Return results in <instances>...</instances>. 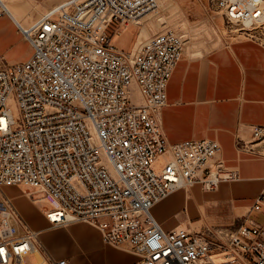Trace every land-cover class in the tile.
Returning <instances> with one entry per match:
<instances>
[{"label": "built area", "instance_id": "built-area-1", "mask_svg": "<svg viewBox=\"0 0 264 264\" xmlns=\"http://www.w3.org/2000/svg\"><path fill=\"white\" fill-rule=\"evenodd\" d=\"M213 3L248 38L264 25V0ZM159 9L160 0H63L18 26L32 52L0 66V264L70 263L47 251L41 230L4 193L14 185L48 203L52 227L94 225L105 243L137 256L129 264H264V220L253 216L264 214V186L233 228L168 230L153 212L181 187L216 190L240 178L219 159L217 139L171 143L162 128L174 70L195 57L188 36L164 27L139 32L127 50L114 43L129 22ZM249 136L236 135L244 150L264 142V125ZM162 155L168 160L156 170ZM37 248L43 258L27 262Z\"/></svg>", "mask_w": 264, "mask_h": 264}, {"label": "crops", "instance_id": "crops-1", "mask_svg": "<svg viewBox=\"0 0 264 264\" xmlns=\"http://www.w3.org/2000/svg\"><path fill=\"white\" fill-rule=\"evenodd\" d=\"M10 10L13 19L20 22ZM25 47L28 48L27 52L24 51ZM231 49L214 51L202 58L185 56L178 63L168 85V104L159 113L169 142L209 137L217 139L223 150L233 131L236 135L239 132L248 137L252 126L264 125L262 50L257 44L247 41L234 44ZM28 53L26 43L15 36L8 20L2 19L0 55L5 54L7 62L15 64L20 62L16 60H22ZM208 111L209 116L204 114ZM213 191L216 196L207 197L205 205L208 202L215 205L222 201L230 203L244 196L247 198L242 199L248 201L255 194L253 187L242 183L223 184ZM197 193L194 196L200 199L201 195ZM174 194L177 196L170 198ZM190 197L187 193L183 198L179 190L174 191L155 204V216L162 219L169 226L168 229H175L176 222L171 217L178 209L189 213L192 205ZM36 206L38 211L31 210L29 214L40 227L42 240L56 257L69 256L74 264H129L137 259L134 253L122 247L104 245L100 230L89 223L74 222L68 227L48 226L44 211Z\"/></svg>", "mask_w": 264, "mask_h": 264}, {"label": "rangeland", "instance_id": "rangeland-1", "mask_svg": "<svg viewBox=\"0 0 264 264\" xmlns=\"http://www.w3.org/2000/svg\"><path fill=\"white\" fill-rule=\"evenodd\" d=\"M5 1L20 20V23L23 24L22 26L28 27L41 15V13L63 0ZM2 19L8 20L10 26L14 30L15 36L23 40L29 47V53L27 56L22 60L15 61L21 62L31 55L32 47L21 32L17 23L8 15L7 12H4L0 16V21ZM164 27H171L181 33H185L188 36L187 38L190 39L188 46L190 45L194 47V56L198 58H202L204 55L213 53L214 51H232L231 47L234 44L246 41L257 44L261 48L264 58V25L261 28L251 32L253 35H255L254 38H248L244 34V31H242L243 33L240 31L239 26L228 23L224 13L217 5L213 3V0H160V9L154 19L150 18L148 21L142 24L135 21L129 22L127 27L123 29L122 33L114 37L113 40L118 47L127 50L128 46L131 44L133 45L139 32H141L142 35H148L149 32L153 33ZM27 49L28 48L25 47L24 51L27 52ZM0 56L2 61L0 66L12 65L7 62L5 54ZM204 114L207 116L210 115L209 111ZM241 136L245 138V135L242 134ZM247 136L250 137L249 135ZM256 143L257 142L254 141L250 144V146ZM254 147L255 148L253 149L255 150H244L240 145L237 144L236 134L235 131H233L229 143L224 145L223 150L219 155V159L224 160L227 169L237 170L240 176V180H226L223 181L220 186L223 184L242 183V185L254 188L255 194L253 198L251 200L244 201L242 198H247L246 196L242 198L237 197L230 203L222 201L215 205L208 202L207 205H205L208 198L216 196V194L213 193V190L203 189L200 183H195L194 186L181 187L178 189L179 192H181L183 198L187 193L190 194V204L192 205L190 206L189 213H184L182 212V209H178L177 213L172 215L171 220L176 222V228L206 231L208 228L213 229L221 226L233 228L242 221L243 215L246 213L249 206L253 203L254 199L264 186V156H262L258 151L264 147V142L259 145H255ZM167 160V155L160 156L155 161L154 168L156 170L160 169L165 165ZM3 190L6 195L11 197L30 224L33 227L41 230L38 224L34 222L35 220L31 218L29 213L31 210L38 211L36 204L39 206V208L45 209L49 207L48 203L46 201H42L35 204V202L25 192V188L22 186H5ZM195 192H198L197 194L200 193V199L194 196ZM177 194L172 195L170 198L176 197ZM253 216L258 220H264L263 213L254 212ZM157 219L161 222L165 229L169 228V226H167V224L164 223L162 219L159 217ZM36 222L39 223L37 220ZM48 226H51L49 221ZM92 226L95 227L94 225ZM95 228L98 229L97 227ZM39 240L41 244L47 249V251L51 253L42 240V232H40ZM103 243L104 245L110 246L104 241ZM122 248L128 251L127 247ZM68 258L70 260L69 256ZM26 261L29 263L34 262L35 256L30 255L26 257ZM72 261H70V264H74ZM90 264L93 263L90 262Z\"/></svg>", "mask_w": 264, "mask_h": 264}, {"label": "bare ground", "instance_id": "bare-ground-1", "mask_svg": "<svg viewBox=\"0 0 264 264\" xmlns=\"http://www.w3.org/2000/svg\"><path fill=\"white\" fill-rule=\"evenodd\" d=\"M0 3L2 4V5H4V6H6V10H7V13H8V15L13 19V15H12V12H11V10H10V8H9V6H8V4H7V2L5 1V0H0ZM14 20V19H13ZM15 21V20H14ZM16 22V21H15ZM17 23V25L19 26V27H21L23 24H21L20 22H16ZM226 177H228V176H226ZM194 185V184H193ZM192 185V186H193ZM178 190V189H177ZM34 256H35V258L37 259V260H41L42 258H43V255H42V253H41V251L37 248L36 249V251L34 252Z\"/></svg>", "mask_w": 264, "mask_h": 264}, {"label": "snow or ice", "instance_id": "snow-or-ice-1", "mask_svg": "<svg viewBox=\"0 0 264 264\" xmlns=\"http://www.w3.org/2000/svg\"><path fill=\"white\" fill-rule=\"evenodd\" d=\"M155 246V245H154Z\"/></svg>", "mask_w": 264, "mask_h": 264}]
</instances>
